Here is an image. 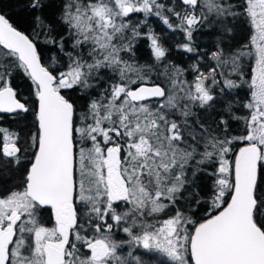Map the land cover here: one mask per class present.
Wrapping results in <instances>:
<instances>
[{
	"label": "snow or ice",
	"instance_id": "1",
	"mask_svg": "<svg viewBox=\"0 0 264 264\" xmlns=\"http://www.w3.org/2000/svg\"><path fill=\"white\" fill-rule=\"evenodd\" d=\"M0 264H264V0H0Z\"/></svg>",
	"mask_w": 264,
	"mask_h": 264
}]
</instances>
